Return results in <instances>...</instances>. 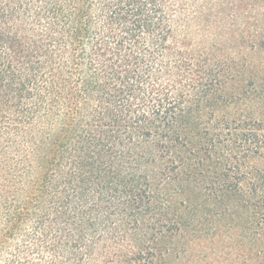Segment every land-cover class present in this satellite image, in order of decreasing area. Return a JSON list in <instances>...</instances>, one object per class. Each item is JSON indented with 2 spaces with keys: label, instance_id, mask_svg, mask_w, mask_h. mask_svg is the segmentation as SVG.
<instances>
[{
  "label": "trees",
  "instance_id": "obj_1",
  "mask_svg": "<svg viewBox=\"0 0 264 264\" xmlns=\"http://www.w3.org/2000/svg\"><path fill=\"white\" fill-rule=\"evenodd\" d=\"M0 264H264V0H0Z\"/></svg>",
  "mask_w": 264,
  "mask_h": 264
}]
</instances>
